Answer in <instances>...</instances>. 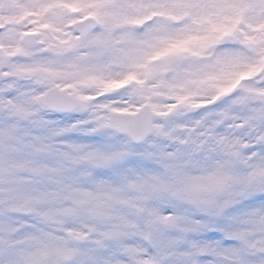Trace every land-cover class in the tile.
<instances>
[{"label": "snow or ice", "instance_id": "1", "mask_svg": "<svg viewBox=\"0 0 264 264\" xmlns=\"http://www.w3.org/2000/svg\"><path fill=\"white\" fill-rule=\"evenodd\" d=\"M0 264H264V0H0Z\"/></svg>", "mask_w": 264, "mask_h": 264}]
</instances>
